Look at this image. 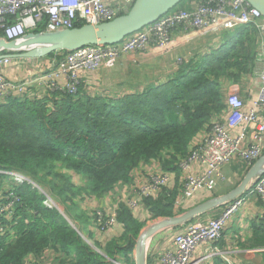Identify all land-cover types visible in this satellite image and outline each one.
<instances>
[{"label":"trees","instance_id":"16d2710c","mask_svg":"<svg viewBox=\"0 0 264 264\" xmlns=\"http://www.w3.org/2000/svg\"><path fill=\"white\" fill-rule=\"evenodd\" d=\"M244 27L193 66H182L170 82L141 93L90 97L80 83L74 95L55 91L41 98L10 95L0 101V171L20 173L46 189L75 227L55 209H47L36 190L12 185L8 193L18 202L11 215H0V264H25L28 256L35 260L46 249L57 255V264H134L135 243L145 222L120 203L115 214L120 235L103 245L92 243L97 252L75 225L83 217L75 215L76 200L101 199L152 162L161 172H178L193 140L224 109L221 83L237 84L255 74L258 35L251 25ZM43 31L40 26L35 33ZM4 180L0 175V186ZM176 193L162 189L156 197L143 198L147 220L183 213L173 208ZM256 229L261 232L256 245L264 248V226Z\"/></svg>","mask_w":264,"mask_h":264},{"label":"built area","instance_id":"2783aa9c","mask_svg":"<svg viewBox=\"0 0 264 264\" xmlns=\"http://www.w3.org/2000/svg\"><path fill=\"white\" fill-rule=\"evenodd\" d=\"M135 0H0V39L17 41L29 32L43 26L45 31L70 29L82 21L97 24L109 21L122 12H126ZM112 2V5H107ZM233 24L252 25L260 37L259 55L264 56V19L245 0H206L193 11L174 10L161 17L155 23L141 29L110 46H86L67 52L57 63L53 76L65 75V87H57L51 79L45 83L48 92H62L74 95L80 83V70L93 71L98 66L109 67L116 58L130 53L144 52L154 48L162 53L169 51L175 44L172 33L183 30H207L216 28L221 21ZM9 60L0 61L2 65ZM260 89L253 107L242 111V102L235 94L228 97L227 104L232 115L226 123L213 124L208 133L191 148L188 156L181 160L178 168L181 172L180 187L173 206L181 208L191 197L200 191L211 192L222 180L220 169L234 160H239L246 168L264 155V69L254 74ZM25 83H9L0 75V100L10 95H22ZM194 165L202 168L201 173L191 170ZM9 177L15 185H26L45 197L43 205L54 208L51 199L30 178L15 172H0ZM168 175L153 176L146 187L135 194V198L126 205L135 209L143 198L156 195L168 184ZM247 196L258 198L264 207V174L258 176L248 187ZM5 201V202H4ZM18 198L9 193L0 200V215H11ZM240 203L238 202L237 205ZM228 213L205 223H191L183 226L174 236L173 248L161 255L157 264H190L193 251L199 245L215 243L221 234ZM114 216V214L112 215ZM97 226L101 231L113 226L114 219L107 218L102 212L96 213ZM214 254L219 255L217 249ZM225 264H231L221 257ZM120 264V263H115Z\"/></svg>","mask_w":264,"mask_h":264},{"label":"crops","instance_id":"0c3cea01","mask_svg":"<svg viewBox=\"0 0 264 264\" xmlns=\"http://www.w3.org/2000/svg\"><path fill=\"white\" fill-rule=\"evenodd\" d=\"M201 0H187L183 5V10L195 9ZM112 5V2H109ZM245 25L233 24L228 20H223L216 28L207 30H183L177 29L172 33L174 46L167 52L162 53L158 50L149 48L144 52L130 53L116 58L109 67L98 66L93 71L80 70L78 76L90 97L119 98L124 95L141 93L152 86H160L170 82L177 71L184 66H193L195 62L214 51L220 46L233 40ZM260 41V37H258ZM257 46V45H256ZM61 53H53L42 59H12L9 64L2 65L0 73L2 77L10 83L24 82L27 85V98H41L48 95L45 83L51 79L54 84L62 88L67 79L65 75L53 76L56 71V62ZM256 67H264V56H256ZM260 82L256 77L244 76L237 84L227 81L221 83V93L224 109L216 114L211 123H225L231 116L232 110L227 105L230 94H236L242 102V111L250 110L255 98L258 95ZM208 132V127L203 129L193 140L192 145L199 142ZM193 173H201L202 168L194 165L191 170ZM223 181L229 188L217 192L218 196L225 195L235 189L244 177L243 164L234 160L221 170ZM157 162L139 167L132 175L131 182L127 185H117L109 194L101 199L86 198L78 203L75 215H83L77 222L83 233L79 232L86 240L92 243L103 245L113 237L120 235L121 228L114 225L106 233L100 235L94 227L92 215L96 210L104 211L108 216L113 214V210L123 201L134 197L133 193L142 188L147 179L151 176L161 174ZM168 175V185L166 190L177 191L180 183V172L176 174L164 172ZM239 181V182H238ZM74 182L80 186L83 183L79 179ZM237 182V183H236ZM236 183V184H235ZM235 184V185H234ZM6 185L7 188H4ZM12 182H3L0 186V194L10 190ZM206 192H197L186 202V207L197 205L208 197ZM220 207L201 215L192 220L193 223H204L212 217L223 215L227 207ZM140 213L134 212L141 221L145 222V227L151 220H147L144 209H139ZM264 226V208L261 202L254 198L245 199L228 216L224 223L221 237L216 246L203 243L196 247L190 258V264H223L222 256L226 257L231 264H264L263 249L256 245L257 236L261 235L256 228ZM177 228L166 229L154 235L147 243L145 256L149 264H157L158 258L173 248V237L178 233ZM89 238V239H88ZM213 249L220 251L219 255L214 254ZM57 255L46 249L35 260L28 256L24 263L57 264Z\"/></svg>","mask_w":264,"mask_h":264},{"label":"water","instance_id":"95a60500","mask_svg":"<svg viewBox=\"0 0 264 264\" xmlns=\"http://www.w3.org/2000/svg\"><path fill=\"white\" fill-rule=\"evenodd\" d=\"M184 0H135L130 10L115 19L95 25L85 24L72 29L29 33L18 41L0 40V60L42 59L57 51H73L85 46L114 45L176 8ZM264 18V0H245ZM264 173V156L244 175L240 184L229 193L210 198L184 213L163 219L140 232L134 248V264H146V243L157 233L176 228L193 218L229 204L239 198L247 185ZM68 222V220L66 219ZM93 248V247H92ZM94 249V248H93Z\"/></svg>","mask_w":264,"mask_h":264},{"label":"clouds","instance_id":"9594fccd","mask_svg":"<svg viewBox=\"0 0 264 264\" xmlns=\"http://www.w3.org/2000/svg\"><path fill=\"white\" fill-rule=\"evenodd\" d=\"M134 2H135V1H134ZM204 2H205V1H204ZM204 2H203V3H204ZM133 4H134V3H133ZM133 4H132V5H133ZM200 4H202V3H199V5H200ZM107 5L109 6V5H111V4H107ZM199 5H198V6H199ZM111 6H113V5H111ZM198 6H197V7H198ZM131 7H132V6H131ZM131 7H130V8H131ZM197 7H196V8H197ZM130 8H129L126 12H122V13L118 14L116 17L121 16V15H123V14H126V13L130 10ZM196 8H195V9H196ZM195 9H193V10H195ZM252 9H253V8H252ZM174 10H183V9H181V8H177V7H176V8H174V9L171 10V11H174ZM193 10H190V11H193ZM171 11H170V12H171ZM184 11H187V10H184ZM168 13H169V12H168ZM168 13H167V14H168ZM167 14H166V15H167ZM164 16H165V15H164ZM116 17H114L113 19H115ZM162 17H163V16H162ZM113 19H111V20H113ZM159 19H160V18H159ZM159 19H158V20H159ZM263 19H264V18H263ZM111 20H109V21H111ZM80 22H81V23H84V25L87 24V23H85V22L79 21V22L75 23L74 25H76V24H78V23H80ZM104 22H107V21H104ZM100 23H103V22H100ZM97 24H99V23H97ZM91 25H95V24H91ZM241 25H244V24H241ZM245 26H248V25H245ZM251 26H252V25H251ZM146 27H147V26H146ZM38 28H39V27H38ZM38 28H37V29H38ZM72 28H74V26H73ZM72 28H70V29H72ZM144 28H145V27H144ZM37 29H36V30H37ZM142 29H143V28H142ZM179 29H181V28H179ZM36 30H34L33 32H29V33H35ZM59 30H60V29H59ZM190 30H191V29H190ZM139 31H140V30H139ZM43 32H49V31H45V28H44V31H43ZM29 33H27V34H29ZM256 33H257V32H256ZM27 34H26V35H27ZM134 34H135V33H134ZM132 35H133V34H132ZM257 35H258V33H257ZM24 36H25V35H24ZM258 37H259V36H258ZM21 38H22V37H21ZM19 39H20V38H19ZM19 39H18V40H19ZM124 39H125V38H124ZM0 40H1V39H0ZM18 40H17V41H18ZM4 41H5V40H4ZM14 41H15V40H14ZM5 42H10V41H5ZM120 42H121V41H120ZM120 42H119V43H120ZM117 44H118V43H117ZM114 45H115V44H114ZM106 46H110V45H106ZM85 47H86V46H85ZM82 48H83V47H82ZM79 49H80V48H79ZM152 49H154V48H152ZM73 51H74V50H73ZM60 52H62V51L54 52V54H55V53H60ZM64 52H65V53H61V55H60L59 57H57L59 60L56 62V69H57V63H58L61 59H63V57L65 56V54H66L67 52H71V51H64ZM258 52H259V51H258ZM122 56H123V55H122ZM6 59H7V58H6ZM3 60H4V59H3ZM8 60H9V62H10V60H12V59H8ZM0 61H2V60H0ZM9 62H8V64H9ZM6 65H7V64H6ZM1 67H2V66H1ZM257 69H258V68L256 67V70H257ZM262 69H264V67H263ZM262 69H259V70H262ZM256 70H255V71H256ZM0 75H1V73H0ZM1 77H2V75H1ZM253 77H256V76L253 75ZM2 78H3V77H2ZM256 78H257V77H256ZM3 79H4V78H3ZM4 80H5V79H4ZM79 80H80V79H79ZM5 81L8 82L7 80H5ZM9 83H10V82H9ZM21 83H24V82H21ZM80 83H81V82H80ZM80 83H79V84H80ZM13 84H15V83H13ZM64 87H65V86H64ZM260 87H261V85H260ZM62 88H63V87H62ZM26 89H27V85H26ZM26 89H25V92H26ZM259 89H260V88H259ZM25 92H24L22 95H16V96H19V97H24V96H25V97H27V95H26ZM47 93H48V95H51L52 92H48V91H47ZM13 95H14V94H13ZM230 95H231V94H230ZM230 95H229V96H230ZM235 95H236V94H235ZM229 96H228V97H229ZM4 99H5V98H4ZM255 99H256V98H255ZM227 100H228V99H227ZM0 101H3V99L0 100ZM227 105H228V104H227ZM228 107H229V106H228ZM229 108H230V107H229ZM230 109H231V108H230ZM231 115H232V114H231ZM230 117H231V116H230ZM227 121H228V120H227ZM227 121H226V122H227ZM226 122H225V123H226ZM213 124H223V123H212L211 125H209V127H208V131L210 130V128L212 127ZM207 133H208V132H207ZM194 145H195V144H194ZM192 147H193V145L191 144V145H190L189 152H190V150H191ZM188 154H189V153H188ZM187 156H188V155H187ZM263 156H264V155H263ZM263 156H261V157H263ZM261 157H260V158H261ZM260 158H259V159H260ZM184 159H185V158H184ZM259 159H257V160H259ZM182 160H183V159H182ZM257 160H256V161H257ZM238 161H239V160H238ZM256 161H255V162H256ZM255 162H254V163H255ZM254 163H253V164H254ZM178 164H179V163H178ZM242 164H243V163H242ZM253 164H252L250 167H248V168H246V167L244 166V164H243L245 174H246L247 171L253 166ZM222 168H223V167H222ZM222 168H221V169H222ZM221 169H220V170H221ZM178 170H179V168H178ZM0 172H2V171H0ZM4 172H5V171H4ZM11 172H12V171H11ZM179 172H180V170H179ZM15 173H17V172H15ZM220 173H221V171H220ZM19 174H20V173H19ZM162 174L167 175V174H165L164 172H162L161 174L154 175V176H159V175H162ZM245 174H244V175H245ZM263 174H264V173H263ZM263 174H262V175H263ZM3 176H4V175H3ZM221 176H222V174H221ZM259 176H261V175H259ZM5 177H7V176H5ZM25 177H26V176H25ZM152 177H153V176H151L150 178H152ZM180 177H181V172H180ZM257 177H258V176H257ZM257 177H255V178H254V179H253V180L247 185V187L245 188L244 192L242 193V195H241L239 198L235 199L233 202H231V203H229V204H225V205H223V206H220V207H225L226 205H229V206L227 207V211H226L225 214L228 213V215H229L232 211L235 210V208H236L237 206H239V205L241 204L242 201H244V200L247 198V195H246V194H247V189H248V187L250 186V184H251V183H252ZM7 178H9V177H7ZM150 178L148 179V181L150 180ZM9 179H10V178H9ZM31 180H32V179H31ZM4 181H7V182L11 181V182H12L11 179H10V180H7L6 178H5ZM32 181H33V180H32ZM148 181H147V182H148ZM180 181H181V178H180ZM222 181H223V177H222V180L216 185V187H217ZM33 182H34V181H33ZM34 183H35V182H34ZM12 184L15 185L13 182H12ZM35 184H37V183H35ZM37 185H38V184H37ZM167 185H168V184H167ZM167 185H166L165 187L161 188L160 191H159L156 195L151 196V197H156L158 194L161 193L162 189H166V188H167ZM17 186H18V185H17ZM38 186H39V185H38ZM39 187H40V186H39ZM179 187H180V183H179V186H178V189H177L176 196L178 195ZM216 187H215V188H216ZM30 188H31V187H30ZM40 188H41V190H42V191H43V192H44V193H45V194L51 199L52 203L54 204V208H52V209H55V210L58 211V212H59V213L65 218V219H67V217L65 216V214H64V212H63V210H62L63 207L60 208V207L55 203L56 201L54 202L53 198L50 196V194L48 193V191H47L46 189H44V188H42V187H40ZM215 188L211 191L212 193H213V191L215 190ZM140 189H141V188H140ZM34 190H35V189H34ZM45 190H46L47 192H46ZM9 191H10V190H8L6 193H8ZM36 191H37V190H36ZM138 191H139V189H138L137 191H135V194H136ZM37 192H38V191H37ZM200 192H206V193H208V194H212V193L207 192V191H200ZM6 193H4V194H6ZM4 194H3V195H4ZM8 194H9V193H8ZM8 194H7V195H8ZM135 194H134V197H133L132 199L135 198ZM195 194H196V193H195ZM195 194H194V195H195ZM40 195H42V194H40ZM194 195H193V196H194ZM5 196H6V195H5ZM42 196H43V195H42ZM193 196H192V197H193ZM43 197H44V196H43ZM192 197H191V198H192ZM218 197H219V196H218ZM147 198H148V197H147ZM175 198H176V197H175ZM207 198H209V199H210V198H214V196H213V194H212V195L208 196ZM207 198H206V199H207ZM132 199H129V200H127V201H123V202H121V203H123V204L126 205V203H127L128 201L132 200ZM255 199H256L257 201L261 202L258 198H255ZM0 200H1V199H0ZM174 200H175V199H174ZM207 200H208V199H207ZM44 201H45V197H44ZM44 201H43V202H44ZM204 201H206V200H204ZM202 202H203V201H202ZM238 202L240 203L239 205H237ZM173 203H174V202H173ZM261 203H262V202H261ZM119 204H120V203H119ZM119 204H118V205H119ZM197 204H200V203H197ZM118 205H117V206H118ZM185 205H186V203H185L181 208L176 209L174 206H173V208H174L175 211H180V210L183 211V210H184V212H185L186 210H188V209L191 208V207H188V208H187ZM262 205H263V203H262ZM126 206H127V205H126ZM139 206H141V208L143 209V207H142V205H141V201L139 202L138 206H137L135 209H131V208L128 207V206H127V207H128L130 210H132L133 212H135V211L139 208ZM194 206H195V205H194ZM192 207H193V206H192ZM220 207H218V208H220ZM263 208H264V207H263ZM47 209H48V208H47ZM52 209H50V210H52ZM63 209H64V208H63ZM216 209H217V208H216ZM116 210H117V207H115V209L113 210V214H114V216H112L113 214L108 216L104 211H102V210H96V211L94 212V214H93V216H95V218H96V224H94V227L97 228V217H96V213H97V212H102V213L104 214V216L107 217V218H112V217H113V219H114V224H113V226L116 225V222H115V214H116ZM214 210H215V209H214ZM212 211H213V210H212ZM184 212H183V213H184ZM207 213H208V212H207ZM181 214H182V213H181ZM205 214H206V213H205ZM225 214H223V215H225ZM179 215H180V214H179ZM203 215H204V214H203ZM223 215H222V216H223ZM228 215H227V216H228ZM176 216H177V215H176ZM200 216H201V215H200ZM222 216L219 215V216H217V217H212V218H210V219H208V220H211V219H217V218H220V217H222ZM197 217H199V216H197ZM197 217H195V218H197ZM195 218H193V219H195ZM193 219H192V220H193ZM226 219H227V217H226ZM67 220H68V219H67ZM157 220H159V219H157ZM162 220H163V219H162ZM192 220H189L188 222H186V223H184V224H182V225L176 227L177 229H179V230H178V233L181 231V229L183 228V226H185V225H187V224H191V223H193ZM208 220H207V221H208ZM68 223H69V225H70L73 229H75L74 225H73L69 220H68ZM204 223H205V222H204ZM113 226L109 227L108 229L112 228ZM145 226H146V225H145ZM145 226H144V227H145ZM108 229H105L104 231L98 230L97 232L100 233V234H101V233L104 234V233H106V231H107ZM171 229H174V228H171ZM141 231H142V230H141ZM163 231H164V230H163ZM222 231H223V229H222ZM222 231H221V234H222ZM178 233H177V234H178ZM79 234H80V233H79ZM177 234H176V235H177ZM221 234H220V237H221ZM80 236L83 238V240H84V241H85V242H86L91 248L94 246V245L92 244V242L86 240L81 234H80ZM220 237H219V239H220ZM173 238H174V237H173ZM219 239H218L215 243H213V244H208V245H210V246H216V247H217V243H218ZM217 248H218V247H217ZM92 249H93V248H92ZM94 250H95V249H94ZM217 250H218V249H217ZM95 251L99 252L97 249H96ZM262 251H263V253H264V249H263ZM218 252L220 253L219 250H218ZM145 257H146V256H145ZM133 259H135V257H134V252H133ZM145 261H146V264H147V257H146V260H145ZM223 262H224V261H223ZM112 263H113V264H115V263H120V264H122L121 262H118V261H113ZM223 264H225V263H223Z\"/></svg>","mask_w":264,"mask_h":264},{"label":"rangeland","instance_id":"374dc122","mask_svg":"<svg viewBox=\"0 0 264 264\" xmlns=\"http://www.w3.org/2000/svg\"><path fill=\"white\" fill-rule=\"evenodd\" d=\"M182 9V8H181ZM7 180H10L9 178H7V177H5ZM149 179V178H148ZM148 179H147V181H148ZM146 181V183H145V185L143 186V187H146L147 185H148V182ZM5 182H7V181H5ZM239 182V181H238ZM237 183V182H236ZM235 183V184H236ZM234 184V185H235ZM4 188H7L6 187V185H4ZM226 188H229L224 182H221L216 188H215V190L213 191V193L212 192H210V193H212V194H214L213 196L214 197H218V195H217V192L219 191V189H220V191H222L223 189H226ZM8 190H6V191H3L1 194H0V199L1 198H5V196H3V194L4 193H6ZM46 191V190H45ZM47 192V191H46ZM135 193H133V195H134ZM212 194H209L208 196H210V195H212ZM251 198H254V197H252V196H247V198L246 199H251ZM255 199V198H254ZM55 202V201H54ZM60 208H62L63 206H61V205H59L57 202H55ZM190 207H192L191 205H190ZM139 209H141V206H139V208L136 210V213H140V211H139ZM62 210H63V212H64V214H65V209H63L62 208ZM209 219H210V217H209ZM162 219H159V220H154V221H151V222H149L148 223V225H147V227H150V226H152V225H154V224H156L157 222H159V221H161ZM146 229V227H143V229H142V231H144ZM141 231V232H142ZM100 235H102V233L100 234ZM148 243V242H147ZM147 243H146V246H147ZM93 248L96 250V247L95 246H93Z\"/></svg>","mask_w":264,"mask_h":264}]
</instances>
